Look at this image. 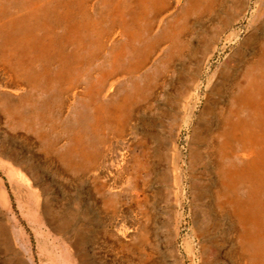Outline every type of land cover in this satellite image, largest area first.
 <instances>
[{"label": "bare ground", "instance_id": "obj_1", "mask_svg": "<svg viewBox=\"0 0 264 264\" xmlns=\"http://www.w3.org/2000/svg\"><path fill=\"white\" fill-rule=\"evenodd\" d=\"M252 2L0 0V168L19 195L35 180L24 163L50 175L61 197L44 202L35 189L44 219L63 231L78 217L82 183L106 189L108 176L129 177L131 161L138 175L149 173L130 209L140 220L134 264H170V251L158 254L152 210L186 194L188 176L196 239L203 253L216 252L211 264H264V0H256L243 37L237 29L225 37L224 49L240 44L202 91L223 29ZM146 124L159 132L145 129L137 141L133 131ZM9 202L0 189V205ZM121 203L112 211L128 212ZM163 212L167 236L177 234L178 214ZM14 225L0 228V246L13 255L7 263L32 264L23 251L32 242ZM127 230L122 223L121 234Z\"/></svg>", "mask_w": 264, "mask_h": 264}, {"label": "rangeland", "instance_id": "obj_2", "mask_svg": "<svg viewBox=\"0 0 264 264\" xmlns=\"http://www.w3.org/2000/svg\"><path fill=\"white\" fill-rule=\"evenodd\" d=\"M255 2L256 0H253L251 7L248 9V15L243 14L233 25L225 26V29H223L218 48L211 60V68H207V72L204 74L203 92L210 79L208 77L209 73L222 65L225 59L231 61L228 55L240 44L241 38H238L235 42H228L227 47L224 49L225 37H228L236 29L242 33L241 37L244 36L250 26V18H252V12L256 5ZM128 18L131 19V14L128 15ZM5 58L6 54L2 52L1 59L4 60ZM1 87L7 88L8 86L1 83ZM145 129L152 130L156 133L159 132L156 126H149V124L143 125L140 129L137 128L136 131H133L137 136V141L142 137V131ZM188 133L185 130L181 132V137L179 138L181 148L185 143ZM163 134L166 133L164 132ZM126 147L128 149L130 148V146ZM6 148H11L9 143ZM182 150L184 153L186 152V148H182ZM120 151L121 149L118 147L114 149V159L111 163L114 169L119 165ZM19 162H23V153L20 154L17 152L18 165ZM130 162L127 164L130 170L129 177L122 179L119 174L116 175L117 177L108 176L107 178L111 184L106 189L99 190V187L96 190L92 179L82 183L83 196L81 200H75V206L79 208L78 217L63 231L53 229L50 223L44 219L45 214L48 212L44 204V198L48 197L51 201L54 197L62 196L59 190L53 186L54 184L52 185L50 175L46 176L43 172L38 171L36 167L33 166L32 168L27 163H24L23 166L30 173L29 175H33V179L35 178V180L31 185L28 183L25 188H22L21 196L17 191L18 187L13 185V179L9 177L8 171L0 168V189L6 192L10 200L7 207L0 205L5 207L6 212V214H0V228L6 230L8 223L9 226L15 224L13 229H15L16 233L22 231L23 234L30 238L32 249L23 247V251L27 255H33V258H31L33 259L31 261L32 264H134L137 253L139 252L136 228L139 226L140 220L135 216L133 217L130 209L134 210L138 204L135 200L136 195L138 196L137 199L143 197L142 183L149 176V173L141 177L134 170L133 166H129ZM188 184L189 177L187 176L185 180L186 194L183 195L180 193L178 197L172 194L168 196V202H164L160 207H153L152 211L155 220L152 222L156 225V237L159 239V245L156 248L158 254L164 253L166 250L170 251L168 258L173 262L170 264H211L215 259L214 255L216 252L203 253L200 241L196 239L197 222L192 211ZM156 185L160 186L159 183ZM97 186L100 185L97 183ZM36 187L39 188L42 198L44 197L42 200L44 202L38 200L40 195L35 189ZM130 193H132L133 198L130 196ZM26 194H29L31 201L23 199ZM72 194L76 195L77 193L73 191ZM113 196L118 197L115 198V203L112 201ZM122 201L126 203L125 208L129 209V211L121 213L113 212L112 207L122 205ZM167 207H173L174 211L178 214V232L170 237L167 236V219L163 212L164 208ZM122 223H125L128 229L125 236L120 231ZM3 224L7 226L4 227ZM164 229L166 231L165 235ZM70 241L77 242L78 246L76 245V249L73 248ZM123 245H125V248L121 250ZM0 247V264H8L7 262L12 261L13 255L7 253L3 246ZM172 252L176 255H172ZM155 257L159 258V255ZM153 260L150 264L153 263ZM154 264H162V261L159 258V261H156Z\"/></svg>", "mask_w": 264, "mask_h": 264}]
</instances>
